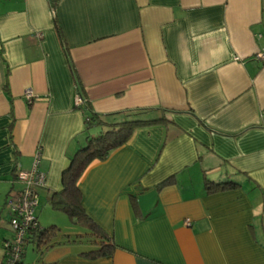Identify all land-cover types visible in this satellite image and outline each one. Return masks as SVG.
Returning <instances> with one entry per match:
<instances>
[{
  "label": "crops",
  "instance_id": "0c3cea01",
  "mask_svg": "<svg viewBox=\"0 0 264 264\" xmlns=\"http://www.w3.org/2000/svg\"><path fill=\"white\" fill-rule=\"evenodd\" d=\"M56 16L59 29L47 0H0V219L37 154L38 203L59 189L85 137L77 91L109 122L136 108L168 120L79 178L113 253L84 256L74 241L44 262L264 264V0H58ZM203 175L239 187L206 193Z\"/></svg>",
  "mask_w": 264,
  "mask_h": 264
},
{
  "label": "trees",
  "instance_id": "16d2710c",
  "mask_svg": "<svg viewBox=\"0 0 264 264\" xmlns=\"http://www.w3.org/2000/svg\"><path fill=\"white\" fill-rule=\"evenodd\" d=\"M47 2L53 16L54 24L56 28L59 29L56 16L58 0H47ZM81 109L85 112L84 141L78 145L74 153L68 158V163L61 172L60 187L53 191L47 200L51 209L66 214L73 224L84 226L86 231L80 234L76 233L74 236L61 234L56 225L52 224L43 227L38 223L36 218V224L27 230L24 238L23 251L20 259L15 264H22L27 243H31L33 251L38 254L35 260L30 264H51L43 261L42 257L44 251L57 244L74 241L89 242L90 247L81 252L84 256L91 258L110 256L117 246L111 235H109L85 211L81 202V191L78 186L79 178L91 162L106 158L114 149L127 143L137 127L149 126L167 121L168 117L166 114L169 112L168 109H159V113L156 116L151 115L150 117H144V114L152 112L153 109L136 108L125 111L127 117L123 120L109 122L104 119L103 115L91 111L86 99ZM170 181V178H166L158 184V187ZM203 182L206 193L239 187V183L231 179L213 181L206 175H203ZM11 189L12 187L8 192Z\"/></svg>",
  "mask_w": 264,
  "mask_h": 264
},
{
  "label": "built area",
  "instance_id": "2783aa9c",
  "mask_svg": "<svg viewBox=\"0 0 264 264\" xmlns=\"http://www.w3.org/2000/svg\"><path fill=\"white\" fill-rule=\"evenodd\" d=\"M36 35L41 36L38 32ZM256 58L264 61V49L256 54ZM24 97L30 102L34 98V93L27 88L24 91ZM74 103L80 109L85 103V99L77 91ZM38 160L37 154L33 167L29 170L17 168L14 181L20 187L15 191L11 189L5 198L10 225V237L3 243L5 251L2 261L6 264H15L20 259L27 230L36 224L35 211L38 205V190L46 185V174L38 168ZM185 222L189 223V219H186Z\"/></svg>",
  "mask_w": 264,
  "mask_h": 264
},
{
  "label": "rangeland",
  "instance_id": "374dc122",
  "mask_svg": "<svg viewBox=\"0 0 264 264\" xmlns=\"http://www.w3.org/2000/svg\"><path fill=\"white\" fill-rule=\"evenodd\" d=\"M19 185H16L12 187V191L17 190ZM7 209V207H6ZM5 210L2 212V217L0 219V232H2V228L5 227V232L7 234H10V232L6 229L9 227V213ZM36 216L38 218V221L41 226H50L52 224L56 225L57 228L59 229V232L61 234H68L70 236H74L76 233H84L86 231V228L81 225L73 224L68 216L60 211H55L51 209L48 205V200L45 194L40 196V201L37 205V211H36ZM1 240H0V264H6L5 262H1L3 259L4 255V247L1 245ZM77 243V244H76ZM75 245H79V247L82 249H88L89 242L83 241L82 243L76 242ZM38 256L33 251V246L31 243H27L25 246V256L22 259V264H30L31 262L34 261V259Z\"/></svg>",
  "mask_w": 264,
  "mask_h": 264
}]
</instances>
